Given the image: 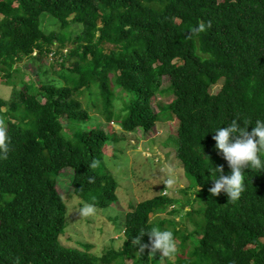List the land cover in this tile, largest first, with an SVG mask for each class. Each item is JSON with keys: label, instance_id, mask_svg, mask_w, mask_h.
Returning a JSON list of instances; mask_svg holds the SVG:
<instances>
[{"label": "trees", "instance_id": "trees-1", "mask_svg": "<svg viewBox=\"0 0 264 264\" xmlns=\"http://www.w3.org/2000/svg\"><path fill=\"white\" fill-rule=\"evenodd\" d=\"M67 43L73 62L48 63L58 54L52 46ZM0 79L11 86L0 99V264H264V170L243 169L235 201L208 192L211 165L229 171L211 131L232 119L250 131L264 119V0H0ZM156 96L172 98L154 111ZM170 119L175 156L192 182L179 190L184 199L129 203L121 246L100 256L60 238L67 210L58 182L97 210L115 200L117 180L101 162L107 151L116 157L122 138L102 126L148 133ZM172 206L187 209L185 228L150 219L171 216ZM157 222L172 231L175 252L138 255L132 239Z\"/></svg>", "mask_w": 264, "mask_h": 264}, {"label": "rangeland", "instance_id": "rangeland-1", "mask_svg": "<svg viewBox=\"0 0 264 264\" xmlns=\"http://www.w3.org/2000/svg\"><path fill=\"white\" fill-rule=\"evenodd\" d=\"M46 21H48V18H46ZM54 29L53 26L51 30ZM76 32L77 27L75 25H71L67 30L70 36H74ZM72 47L73 45L67 43L65 48L59 50L56 45H53L51 51L57 50L58 54L62 56L57 54L51 60L46 57L47 62L56 64L51 61H59L60 57H63V63L65 67H68L73 60L69 61L65 53ZM27 79L25 76L23 80L26 82ZM32 79L34 78L32 77ZM20 87L21 85L16 86L18 89ZM168 87V79L162 78L161 89ZM217 87L218 85L213 87L212 91L215 92ZM10 93L11 86L4 84L3 81L0 82V99H9ZM171 98V96L154 97L151 102L152 108L156 111V106L167 104L171 101ZM102 128L111 131L113 129L122 138L117 144L116 157H110L112 152L107 151L104 153L107 155L106 158L101 162L103 172L110 174L118 183L115 190V200L110 205L111 207L102 210L96 209L95 214L91 216H80L77 214V210L81 202L74 196L71 197L64 188L62 189L60 182H58L59 190L57 189L66 203L67 210L66 225L60 238L63 239L69 234L73 242L76 240L88 243L92 247L91 252L96 256H100L110 248L117 249L121 246V231L129 203L137 204L158 195L167 194L183 200L184 198L182 199L179 190L186 188L187 182L192 184L191 180L187 181V177H185L175 156L176 151L173 142H176L174 137L176 124H174L173 119L157 122L152 128L153 131L148 133L139 130L136 131L137 133L127 134L121 132L119 127L115 125L106 124ZM174 191H176L175 194H173ZM185 210L187 209L180 211L179 207L175 206L171 216L165 215L164 212L157 216L150 215V219L153 220L158 217L160 221L163 219L171 221L177 231L185 228ZM157 227L159 228L158 222ZM189 230L191 229L189 228ZM177 243V240H175V245ZM160 264H163V262L160 261Z\"/></svg>", "mask_w": 264, "mask_h": 264}, {"label": "clouds", "instance_id": "clouds-1", "mask_svg": "<svg viewBox=\"0 0 264 264\" xmlns=\"http://www.w3.org/2000/svg\"><path fill=\"white\" fill-rule=\"evenodd\" d=\"M48 56H52V54L49 53ZM249 124L242 125L236 119H232L226 125L211 131V133H214L211 137L214 141V149L222 156L229 169L228 173L224 174L222 173V166L213 167L211 165L213 178L209 179L211 187L208 188L211 196L223 193L227 198L226 200L235 201L245 189L243 169L245 167L248 169L254 168L257 172L264 170V161L260 157V154L264 152V119H256L251 130L246 131L245 128ZM5 140V132L0 129V159L4 158L7 153ZM202 156L209 162L207 156ZM91 182L92 179L89 178V183ZM95 211L94 203L82 201L77 214L87 217L94 215ZM145 234L148 237L147 243L141 242V237ZM131 243L133 246H137L138 255L144 252L145 249H148V254L152 256L158 255V258L168 257L175 252L173 233L167 229L157 227H153L150 231L141 229Z\"/></svg>", "mask_w": 264, "mask_h": 264}]
</instances>
